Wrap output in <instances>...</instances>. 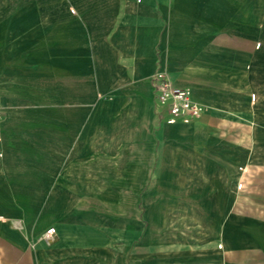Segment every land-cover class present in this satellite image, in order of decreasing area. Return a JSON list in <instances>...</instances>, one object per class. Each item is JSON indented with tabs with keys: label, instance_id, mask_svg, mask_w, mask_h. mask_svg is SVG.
<instances>
[{
	"label": "crops",
	"instance_id": "0c3cea01",
	"mask_svg": "<svg viewBox=\"0 0 264 264\" xmlns=\"http://www.w3.org/2000/svg\"><path fill=\"white\" fill-rule=\"evenodd\" d=\"M71 3L0 56V264H264V1Z\"/></svg>",
	"mask_w": 264,
	"mask_h": 264
},
{
	"label": "rangeland",
	"instance_id": "374dc122",
	"mask_svg": "<svg viewBox=\"0 0 264 264\" xmlns=\"http://www.w3.org/2000/svg\"><path fill=\"white\" fill-rule=\"evenodd\" d=\"M69 1L70 6L66 7L64 0H0V56L6 55L13 38L16 44L13 63L19 66L27 63L28 53L41 51L45 39L59 28L62 16L77 14L78 9L71 3L74 0ZM78 1L86 3L82 10H90L97 0ZM109 234L110 230L102 228L100 237Z\"/></svg>",
	"mask_w": 264,
	"mask_h": 264
},
{
	"label": "built area",
	"instance_id": "2783aa9c",
	"mask_svg": "<svg viewBox=\"0 0 264 264\" xmlns=\"http://www.w3.org/2000/svg\"><path fill=\"white\" fill-rule=\"evenodd\" d=\"M150 79L156 104L164 106L168 114L166 120L201 116L204 106L192 98L187 88L175 85L164 71H155Z\"/></svg>",
	"mask_w": 264,
	"mask_h": 264
}]
</instances>
